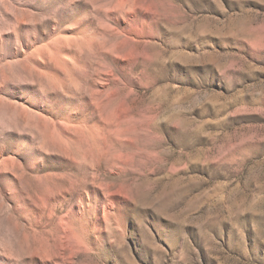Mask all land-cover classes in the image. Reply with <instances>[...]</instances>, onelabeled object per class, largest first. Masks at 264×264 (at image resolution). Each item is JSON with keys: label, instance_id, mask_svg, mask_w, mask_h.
<instances>
[{"label": "rangeland", "instance_id": "obj_1", "mask_svg": "<svg viewBox=\"0 0 264 264\" xmlns=\"http://www.w3.org/2000/svg\"><path fill=\"white\" fill-rule=\"evenodd\" d=\"M0 264H264V0H0Z\"/></svg>", "mask_w": 264, "mask_h": 264}]
</instances>
